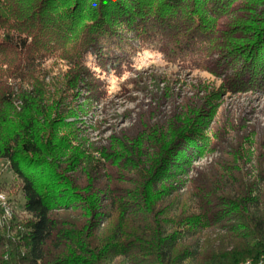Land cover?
<instances>
[{"label":"trees","instance_id":"16d2710c","mask_svg":"<svg viewBox=\"0 0 264 264\" xmlns=\"http://www.w3.org/2000/svg\"><path fill=\"white\" fill-rule=\"evenodd\" d=\"M237 3L248 19L220 33ZM115 27L170 64L204 70L217 53L229 85L264 86V0H0V162L20 182L25 214L0 228V264L264 262V192L239 156L179 192L178 170L208 140L197 107L105 147L66 122L62 98L90 78L87 54L121 69L122 56L106 54L107 43L122 48ZM50 59L73 73L47 84Z\"/></svg>","mask_w":264,"mask_h":264},{"label":"rangeland","instance_id":"374dc122","mask_svg":"<svg viewBox=\"0 0 264 264\" xmlns=\"http://www.w3.org/2000/svg\"><path fill=\"white\" fill-rule=\"evenodd\" d=\"M241 8V3L235 4L231 16L219 20L220 33L230 31L235 20L248 19ZM115 29L122 39V48L111 49L107 43L106 54L122 56L121 69L115 72L110 65L97 68L89 53L85 64L90 78L80 76L76 87L62 98L73 114L66 118L73 125L72 130L87 143L105 147L111 138H119L136 126L150 124L168 129L171 120L184 117L197 107L201 120L196 128L208 140L201 141L206 147L203 152L190 151L188 166L178 170L179 192H186L190 179L211 174L235 155L240 157L243 177L264 192V86L257 88L246 77L237 86L229 85L231 68H225L227 64L219 61L217 53L206 61L204 70H191L170 64L150 46L133 40L122 27ZM237 35L240 37L241 33ZM42 68L49 74L47 84L53 77L73 73L67 62L57 59H50ZM0 186L12 205L13 219L24 220L20 182L3 161Z\"/></svg>","mask_w":264,"mask_h":264},{"label":"bare ground","instance_id":"6f19581e","mask_svg":"<svg viewBox=\"0 0 264 264\" xmlns=\"http://www.w3.org/2000/svg\"><path fill=\"white\" fill-rule=\"evenodd\" d=\"M9 200L6 198L4 193L0 191V219L3 221L4 226L13 220V208L12 207H3L5 203H8ZM245 264H253L251 261H247Z\"/></svg>","mask_w":264,"mask_h":264},{"label":"built area","instance_id":"2783aa9c","mask_svg":"<svg viewBox=\"0 0 264 264\" xmlns=\"http://www.w3.org/2000/svg\"><path fill=\"white\" fill-rule=\"evenodd\" d=\"M3 207H12V205L10 204V202H8V203H5L4 205H3ZM0 212H1V209H0ZM4 227V223H3V221H1V219H0V228H3ZM245 264V263H244ZM257 264H264V262H263V260L261 259L260 261H258L257 262Z\"/></svg>","mask_w":264,"mask_h":264}]
</instances>
